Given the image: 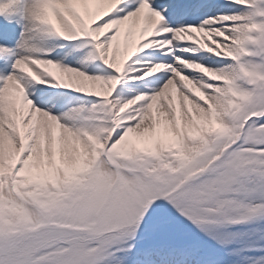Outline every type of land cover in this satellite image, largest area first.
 <instances>
[{
	"label": "snow or ice",
	"instance_id": "snow-or-ice-1",
	"mask_svg": "<svg viewBox=\"0 0 264 264\" xmlns=\"http://www.w3.org/2000/svg\"><path fill=\"white\" fill-rule=\"evenodd\" d=\"M0 264H264V0H0Z\"/></svg>",
	"mask_w": 264,
	"mask_h": 264
}]
</instances>
